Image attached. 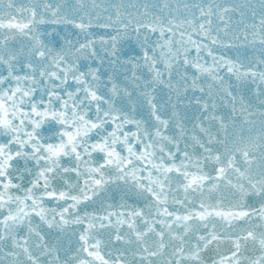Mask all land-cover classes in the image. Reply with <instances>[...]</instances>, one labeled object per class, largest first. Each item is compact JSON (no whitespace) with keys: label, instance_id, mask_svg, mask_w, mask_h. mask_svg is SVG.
<instances>
[{"label":"snow or ice","instance_id":"snow-or-ice-1","mask_svg":"<svg viewBox=\"0 0 264 264\" xmlns=\"http://www.w3.org/2000/svg\"><path fill=\"white\" fill-rule=\"evenodd\" d=\"M0 264H264V0H0Z\"/></svg>","mask_w":264,"mask_h":264}]
</instances>
